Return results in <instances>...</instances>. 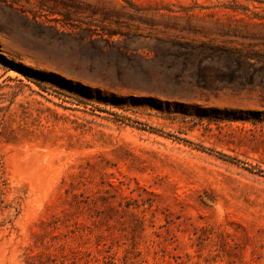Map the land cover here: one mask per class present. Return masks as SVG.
<instances>
[{
  "label": "rangeland",
  "instance_id": "374dc122",
  "mask_svg": "<svg viewBox=\"0 0 264 264\" xmlns=\"http://www.w3.org/2000/svg\"><path fill=\"white\" fill-rule=\"evenodd\" d=\"M186 41L264 66V0H0V264H264V70Z\"/></svg>",
  "mask_w": 264,
  "mask_h": 264
},
{
  "label": "trees",
  "instance_id": "16d2710c",
  "mask_svg": "<svg viewBox=\"0 0 264 264\" xmlns=\"http://www.w3.org/2000/svg\"><path fill=\"white\" fill-rule=\"evenodd\" d=\"M235 10L239 7H231ZM178 47L184 48L179 55L185 58H199L200 65L207 62L204 67L199 66L192 75L193 82L196 81L199 87L214 90L220 85L233 84L251 85L256 79V71L264 70V66L255 69L256 61L260 60L258 54H250L242 50L226 48L209 43H194L190 41L175 42ZM173 43V45H176ZM263 62V61H261ZM264 65V62H263Z\"/></svg>",
  "mask_w": 264,
  "mask_h": 264
}]
</instances>
